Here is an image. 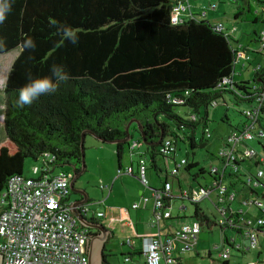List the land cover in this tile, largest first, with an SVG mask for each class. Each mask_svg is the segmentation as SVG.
<instances>
[{
	"label": "trees",
	"instance_id": "1",
	"mask_svg": "<svg viewBox=\"0 0 264 264\" xmlns=\"http://www.w3.org/2000/svg\"><path fill=\"white\" fill-rule=\"evenodd\" d=\"M177 1L15 0L13 11L0 24V37L5 41L0 54L20 48L5 83L6 139L0 144V200L9 179L24 174L27 159L38 160L46 154L54 155L52 163L56 168L72 164L79 172L82 167V133L90 130L105 141L123 139L127 136L126 126L132 119L139 120L143 126L147 144L135 123L130 126V134L133 130L138 131L140 150L146 146L143 157L148 161V172L150 169L156 171L160 187L171 184L170 196L164 199L166 205L171 208L176 197L184 196L186 191L190 194L195 189L193 186L182 188V170L195 181L207 171L200 167L199 160H190L188 149L181 157L186 159L184 164L181 159L176 160L173 155L178 153L179 143L188 144L191 149L199 146L196 130L203 123L204 137H207L209 106L214 107V102H217L216 106L228 105L225 93L230 94L237 104L251 105L255 97L253 83L264 80V68L260 67L251 80L235 82L229 89L223 88V81L233 76L237 62L242 61L238 59L240 49L245 53L246 50L235 44L237 39L233 36L195 14L174 23L172 12ZM256 1L264 7V0ZM263 12H256L252 0H243L235 18L247 16L254 23H264ZM53 21L75 29L79 42L73 45L63 40L57 27L52 26ZM29 38L36 43L34 51L24 47V41ZM261 39L262 34L256 33L259 48ZM53 64L64 67L68 81L61 83L56 93L41 96L31 106L19 107V89L28 83L27 75L30 73L33 79L50 76ZM173 99L180 102L175 103ZM220 99L223 100L221 103ZM180 106L188 109L190 118L178 112ZM202 108L206 111L205 116H200ZM192 114H197L198 119L193 120ZM225 120H228L227 116ZM259 124L264 128L261 121ZM168 139L172 141L173 149L163 152L161 148ZM202 140L201 145H205V138ZM115 146L121 169L130 141ZM160 157L173 159L172 170L176 168L177 172L171 170L168 173L165 169L166 176L162 179ZM217 157L223 162L219 154ZM246 159L250 158L235 161L237 169L224 170L228 189L236 191L239 198L262 197L263 177L258 178L261 183L256 188L247 184L248 175L257 179L261 161L259 157L250 159L249 168H245ZM213 166L209 170L212 178ZM195 167L199 170L193 173ZM242 169H246V173L243 172L241 179ZM150 187H153L151 181ZM176 187L179 192L175 191ZM194 204L196 217L209 225L215 223L201 211L198 203ZM173 218L179 219V216ZM89 220L97 221L96 218ZM221 228L240 232L236 226ZM226 240L234 246L227 237ZM137 255H142L141 250L132 248L126 257L134 260ZM108 256L105 255V264H112Z\"/></svg>",
	"mask_w": 264,
	"mask_h": 264
},
{
	"label": "built area",
	"instance_id": "2",
	"mask_svg": "<svg viewBox=\"0 0 264 264\" xmlns=\"http://www.w3.org/2000/svg\"><path fill=\"white\" fill-rule=\"evenodd\" d=\"M216 8V5H214ZM206 11H204V15ZM193 16L191 4L188 0H178L173 7L172 20L180 23L185 18ZM217 29L225 31L228 35L231 32L225 28L223 23L216 24ZM264 50V32L260 42L259 51ZM246 56L244 50L240 49L238 59ZM244 63L243 66H245ZM256 77V76H255ZM260 79V78H259ZM235 81L233 76L226 78L221 86L229 89ZM255 92L254 101L243 111L246 117L243 128L234 132L223 140L219 149V157L223 160L220 166H213L214 178L206 186L194 189L190 194L187 191L184 197H188L194 203H200L205 199L211 200V193L217 192L216 199L212 201L218 209L220 218L214 223L220 227H237L250 244L235 243L234 248L240 251L251 250L260 244V237L264 234V217L256 220L245 215L243 205L255 206L264 214V196L243 198L237 196L236 191L228 189L225 180V169H237L235 161L259 157L261 167L257 169V179L247 176V184L252 188L260 185L258 178L264 177V156L248 144V140L259 138V143L264 146V80L253 83ZM173 101L180 102L178 99ZM217 103V102H216ZM213 103L215 107L217 104ZM193 120L198 119L197 114H192ZM206 136L211 137L209 128L206 129ZM141 143L138 140H130L129 153L137 157L136 175L142 185L150 187L148 179V161L143 157L140 150ZM173 149L172 141L168 139L161 148L163 152H170ZM54 155L46 154L41 166L32 167L33 176L25 174L13 175L7 188L1 195L0 208V264H89L86 253V239H89L90 229L82 226L77 216L72 211L71 180L74 172L71 169H59L53 165ZM186 159H181L184 164ZM134 174L133 165L120 169V172ZM173 173L177 172L174 168ZM105 186L103 185L102 188ZM171 184L166 183L165 187L151 189L149 195H143L142 201L134 202L131 209H140L153 204V217L151 225L157 227V232L152 235L141 236V253L145 264H188L185 261V254L193 250L198 242L202 231V223L198 220L183 222L170 232L164 231L162 221L173 219L171 208L166 205L165 197L170 196ZM238 192V191H237ZM172 197V195H171ZM238 201L241 205L234 207ZM83 214L89 218L90 205L83 206ZM122 221L133 227L129 207H122ZM98 217L105 216L104 211H98ZM205 224H208L205 222ZM209 225V224H208ZM262 228V231L259 230ZM226 243L227 240L225 239ZM125 243L132 246L131 237H126ZM228 244V243H227ZM134 247V246H133ZM228 245L220 252V257L225 261L230 258ZM126 260H132L126 257ZM258 264H264L263 256L258 258Z\"/></svg>",
	"mask_w": 264,
	"mask_h": 264
},
{
	"label": "rangeland",
	"instance_id": "3",
	"mask_svg": "<svg viewBox=\"0 0 264 264\" xmlns=\"http://www.w3.org/2000/svg\"><path fill=\"white\" fill-rule=\"evenodd\" d=\"M243 0H238L237 2L232 0H208V2L202 5V12L207 10L209 18L204 15H199L204 17V19L211 20L214 22H221L224 24L231 35L237 39L236 45L243 47L246 50V56L242 58L240 63L237 62V70L242 67L243 63H246L248 70L244 71L243 78H254L255 74L258 72L260 67L264 68V53L259 52V43L256 40V33L262 34L264 31V23L256 22L254 23L247 16H239L235 18L237 13L238 6L242 3ZM205 2V0L203 1ZM253 8L257 13L262 14L264 7L262 4L256 0H252ZM216 5L217 9L214 7ZM204 13V12H203ZM220 14V15H219ZM264 14V12H263ZM217 15L220 16L219 21H215ZM20 48L14 49L8 53L0 54V144L6 139V133L4 128V117L6 109V94H5V83L9 70L13 64V61L18 56ZM224 99L227 101V104H222L219 106H209L208 113V127L211 132V137H204L203 133V123L200 124L196 130V137L199 143V146L195 149H191L188 144L179 143V151L177 153V160L179 161L182 156H185L186 149L189 151V158L191 161L199 160L200 167L206 169L205 176H199L198 180L189 179L185 171L182 170L180 178L183 189H190V187L200 188L201 185H206L212 179L209 174L211 165H219L221 162L218 160V152L220 145L223 143V140L231 135L236 127L242 129L243 124L246 121V117L243 115L242 111L247 107L245 103L237 104L232 96L228 93L224 94ZM220 103L223 101L219 100ZM178 112L183 115L185 118H190L188 109L186 107H177ZM206 111L204 108L201 109L200 116H205ZM225 116L228 117V120H225ZM191 131V130H190ZM132 135L134 136L132 140H138L140 134L138 131L133 130ZM205 138V145H201L202 139ZM248 144L259 151L261 154H264V146L259 143V138L255 137L254 139L248 140ZM85 165L86 172L82 175L80 180L77 182L79 186H87L91 194L92 204L90 205L89 217L92 215L94 210H98L100 207L104 209L105 205H97L98 201H104L109 192V197L106 200V207L109 208V215L107 220L102 219V221L109 225L110 228L117 231V237L109 241L108 251L110 253L109 260L112 264H143L145 259L142 255L134 256V260H126L127 254L131 252V247L123 244V232L124 222L122 221L121 208L126 206H131L135 201H131L133 197L136 196L137 202L142 201V197L139 196L141 190H146L147 195L151 193V189L154 186H160L161 181L157 176L154 169H150L148 172V177L151 183H153L152 188H146L142 185L139 178L132 176L128 173H123L118 170V158L116 154V146L114 143L103 142L92 134L87 135L85 139ZM142 150H146V146L143 145ZM137 157L134 155L132 157L129 153V150L126 149L124 154V167L129 166L130 160H135ZM43 159L33 160L27 159L25 163L24 174L27 176H33L32 167L34 165L41 166ZM251 160L246 159L245 168H249ZM158 163L162 168L161 178L164 179L166 176L165 169L167 172H171L173 167V159L171 158H159ZM71 169L72 167H62L59 169ZM80 168V167H79ZM81 169V168H80ZM255 169V168H253ZM199 170V167L193 169V173H196ZM243 172L246 173V169H242L240 172V178H243ZM264 180V177L262 178ZM107 186L102 191V186ZM109 187V188H108ZM242 187V184H240ZM159 188V187H158ZM261 191V189H259ZM107 191V193H106ZM176 192H179V188H175ZM213 198H216L217 192L213 191ZM257 197L256 194L253 195ZM77 195L71 194V200L77 199ZM151 205L152 202H149ZM201 211L204 212L210 219L214 222L220 218L217 207L211 200L205 199L198 203ZM241 204L236 201L234 203L235 207H239ZM245 210V215L250 217L253 220H256L258 217L263 216L264 214L258 210L255 206H246L243 205ZM250 209V210H249ZM196 205L194 202L187 198H182L181 196L176 197L171 206V211L174 216L180 215L182 219L173 220L177 224L183 222H193L194 219L202 223V231L199 235L198 242L193 250L188 252L184 258L188 264H258L256 260L257 250L263 249V243L261 240L264 239V235L260 237V244L251 250L240 251L232 247V245L225 242V235L229 236V240L233 241L235 238L236 243L246 244L247 247L250 244V240L245 239L242 234L236 232L232 228H227L225 231L218 225L209 227L203 219L196 217L195 214ZM134 210L131 212V220L133 222V227L136 228L138 224L144 223L145 221H137ZM137 224V225H136ZM143 227L142 225H138ZM140 231H143L141 229ZM125 241V240H124ZM107 244V245H108ZM136 244L140 245L138 241ZM228 245L230 248V258L228 263L220 257V252L224 249V246Z\"/></svg>",
	"mask_w": 264,
	"mask_h": 264
},
{
	"label": "crops",
	"instance_id": "4",
	"mask_svg": "<svg viewBox=\"0 0 264 264\" xmlns=\"http://www.w3.org/2000/svg\"><path fill=\"white\" fill-rule=\"evenodd\" d=\"M189 1V3L191 4V11H192V14L194 15H196V17L197 18H202V19H204V17H200L199 15L201 14V15H204V11H206V14L204 15L205 17L207 16V18H209V15H208V12H207V10H204L203 12L201 11L202 10V5L205 3V5H206V3L208 2V0H205V2H203L204 0H188ZM216 9H217V7H216ZM220 15V14H219ZM219 15H217V17L215 18L216 20L215 21H219V18H220V16ZM210 19V18H209ZM210 22H212L211 20H210ZM213 23V22H212ZM217 23H221V22H214L213 24H217ZM246 70H248L249 71V69H247V67L246 66H243L242 65V67H241V70L240 69H238L237 70V68L235 69V72H234V74H233V80L235 81V82H240V81H244V80H251V79H253V78H243V73H244V71H246ZM255 76H256V74H255ZM254 76V77H255ZM209 128V127H208ZM222 145H223V143L220 145V148L222 147ZM219 148V149H220ZM142 150V149H141ZM143 152H144V150H142ZM174 156V158L177 160V153L175 154V155H173ZM222 163V162H221ZM121 165H122V168L121 169H123L124 168V157L122 158V161H121ZM129 165H133V167H134V174H131L132 176H136L137 177V175H136V171H137V158L135 159V160H130V163H129ZM221 165V164H220ZM219 165V166H220ZM215 166H216V164H215ZM118 170H120V166H119V162H118ZM123 172V171H122ZM124 173V172H123ZM212 180V179H211ZM211 182V181H210ZM209 182V183H210ZM209 183H207L206 185H208ZM205 185V186H206ZM161 186V185H160ZM160 186H156V187H160ZM202 186H204V185H202ZM107 186H105L103 189H102V191H103V193H105V188H106ZM109 188V187H108ZM195 189H197V190H199L200 188H195ZM245 192V191H244ZM243 192V194H246V193H244ZM106 193H107V191H106ZM143 195H147V191L146 190H141L140 192H139V196L140 197H142ZM108 197H109V192L107 193V197L105 198V200L104 201H98L97 202V205H101V204H103V205H105V207H104V209H102L101 207L98 209V210H94L93 211V213H92V215L89 217V218H96L97 219V221H101V222H103L102 221V219H105V220H107V216L109 215V208H108V206L106 207V204H105V202H106V200L108 199ZM138 199V198H137ZM137 199H136V196L135 197H133V199L131 200V201H135V202H137ZM216 198H213V196H212V194H211V202L212 201H214ZM210 200V199H209ZM74 201V200H73ZM93 202V201H92ZM150 203H148V205L146 206V207H144V208H140V209H137V210H135V209H131V206H126V207H129V209H130V215H131V212L134 210V213H135V216H136V218H138L137 219V221H140V222H138V223H141V221H145L144 223H141V224H138V225H142L143 227H141V226H138L137 224V226H136V228H132V227H130V226H128V225H126L125 223H124V228H123V232L121 233L122 235H123V244H124V240L126 239V237H131L132 238V240H133V245L132 246H130V245H128V246H130L131 247V249L132 248H137V249H140L141 247H142V240H141V236H144V235H152V234H155L156 232H157V227L156 226H153V225H151V220H152V217H153V204L151 203V205H149ZM232 206H234V205H232ZM235 207V206H234ZM250 210V209H249ZM91 211V210H90ZM98 211H104L105 212V216H103V217H98L97 216V212ZM90 215V214H89ZM179 216V220L180 219H182V217H180V215H178ZM88 218V219H89ZM173 220H178V219H176V218H173V219H170V220H166V221H162V226L164 227V231H162V232H170V231H172L176 226H179L180 224H177V223H175ZM104 223V222H103ZM105 224V223H104ZM106 225V224H105ZM208 225V224H207ZM107 227H109V225H106ZM209 227H213V226H215V224H211V225H208ZM140 227H141V229H143V231H140L139 229H140ZM113 230V233H114V236H113V238H116L117 237V231L116 230H114V229H112ZM262 235H264V234H262ZM226 237L229 239V236L226 234L225 235V239H226ZM113 238H111L110 240H113ZM109 240V241H110ZM109 241L107 242V244L109 243ZM140 242V245H138V244H136L137 242ZM226 242V241H225ZM234 242H236V240L234 241ZM234 242H233V244H234ZM261 243H263V246H264V239L263 240H261ZM124 245H127L126 243L124 244ZM246 245V244H245ZM108 246H109V244L106 246V252H107V254H109L110 255V253H109V251L107 250L108 249ZM134 246V247H133ZM263 252H264V250L263 249H258L257 250V255H256V260H258V258L260 257V256H263ZM186 255V254H185ZM108 259H109V256H108ZM186 262V261H185Z\"/></svg>",
	"mask_w": 264,
	"mask_h": 264
},
{
	"label": "water",
	"instance_id": "5",
	"mask_svg": "<svg viewBox=\"0 0 264 264\" xmlns=\"http://www.w3.org/2000/svg\"><path fill=\"white\" fill-rule=\"evenodd\" d=\"M135 123L138 127V131L141 133V137H143L144 142L145 141V134L143 131V126L141 122L137 119H132L129 121L128 125L126 126V133L127 136L123 139L118 140H108L105 141L102 138L98 137L94 132L90 130H86L82 133V167L79 172H75V175L71 181L70 188L71 192L75 195H81V197H77L72 202V211L79 219L82 226L89 228L90 230H95V232H90L89 239H86V253L88 254L89 264H103L105 263V250L107 246V242L113 238L114 233L112 228L107 227L103 222L101 221H91L89 220L82 212V207L86 205L92 204L91 194L89 190L81 187L77 188L75 186L76 181L80 180L82 175L86 172V165H85V139L87 135L92 134L101 141H105L108 143H120V142H129L132 139V135L130 134V126ZM69 167H72L73 169L75 166L68 165Z\"/></svg>",
	"mask_w": 264,
	"mask_h": 264
},
{
	"label": "clouds",
	"instance_id": "6",
	"mask_svg": "<svg viewBox=\"0 0 264 264\" xmlns=\"http://www.w3.org/2000/svg\"><path fill=\"white\" fill-rule=\"evenodd\" d=\"M15 0H0V24H3L7 16L13 11V4ZM52 26L57 27V33L61 35L63 40H66L73 45L79 42V35L75 29L68 25H62L55 21ZM5 41L0 37V47H3ZM24 47L27 50L34 51L36 43L31 38L24 41ZM51 75L42 78H32L29 73L27 75L28 83L19 89L18 106L23 108L31 106L41 96L52 95L56 93L61 83L67 82L69 79L68 73L62 65L53 64L50 69ZM70 169V168H69ZM92 230H90L91 232Z\"/></svg>",
	"mask_w": 264,
	"mask_h": 264
},
{
	"label": "flooded vegetation",
	"instance_id": "7",
	"mask_svg": "<svg viewBox=\"0 0 264 264\" xmlns=\"http://www.w3.org/2000/svg\"><path fill=\"white\" fill-rule=\"evenodd\" d=\"M73 172H74V175H75V172H76V170H75V168H74V170H73ZM72 181V180H71ZM79 181V180H78ZM78 181H76V183H75V186L77 187V188H81V187H83V188H85V189H87L88 190V187L87 186H79V185H77V182ZM78 197H81V198H83V196H81V195H77ZM95 232V230H92V232ZM107 254V252H106V250H105V255ZM103 264H105V263H103Z\"/></svg>",
	"mask_w": 264,
	"mask_h": 264
}]
</instances>
